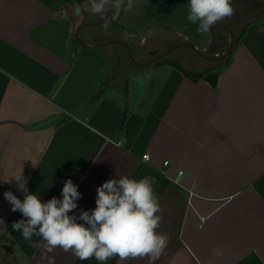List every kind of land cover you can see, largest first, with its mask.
I'll return each mask as SVG.
<instances>
[{
	"label": "crops",
	"instance_id": "obj_1",
	"mask_svg": "<svg viewBox=\"0 0 264 264\" xmlns=\"http://www.w3.org/2000/svg\"><path fill=\"white\" fill-rule=\"evenodd\" d=\"M237 1L244 8L225 26L242 29L240 42L225 60L193 51L217 67L183 70L163 58L149 65L155 86L135 94L139 79L123 70L131 58L110 42L134 45L140 35L123 25L125 11L112 20L109 10L107 29L102 20L78 36V26L99 20L91 0H0V251L8 264H100L60 248L46 253L40 237L29 242L13 230L24 217L11 211L4 192L23 200L15 180L21 174L43 201L62 199L71 179L81 198L70 215L94 209L96 190L108 179L155 177L159 230L168 236L155 264H264V0ZM142 15L167 22L162 30L178 43L203 36L187 19L188 0H148ZM81 44L107 48L97 74L83 69L92 63L87 56L76 60ZM210 72L218 75L215 84Z\"/></svg>",
	"mask_w": 264,
	"mask_h": 264
},
{
	"label": "clouds",
	"instance_id": "obj_2",
	"mask_svg": "<svg viewBox=\"0 0 264 264\" xmlns=\"http://www.w3.org/2000/svg\"><path fill=\"white\" fill-rule=\"evenodd\" d=\"M133 7L134 0H91V13L104 21V29L109 25L105 19L109 10L113 13L111 19L117 20L122 10ZM234 14L232 0H188L187 19L197 25L199 33H208ZM15 180L23 200L11 191L4 192V199L12 205L11 211H19L24 218L14 222L12 228L29 242L33 236L40 237L46 253L60 248L80 261L94 258L100 264L113 258L122 262L147 258L149 264H155L165 253L168 236L159 230L163 216L154 189L155 177L108 179L96 190V207L81 210L79 215L69 214L77 209L81 198L71 179L63 184L62 199L52 197L47 201L29 192L22 174ZM213 251L220 254L217 249ZM49 264H53L51 259Z\"/></svg>",
	"mask_w": 264,
	"mask_h": 264
},
{
	"label": "rangeland",
	"instance_id": "obj_3",
	"mask_svg": "<svg viewBox=\"0 0 264 264\" xmlns=\"http://www.w3.org/2000/svg\"><path fill=\"white\" fill-rule=\"evenodd\" d=\"M148 0H134V7L131 9V11H125L126 14H124L123 19V25L126 27H132L137 30V32H140V35L134 39L135 44L129 45V50L134 56V59L137 62H144L146 60H149L154 55H150L151 52L158 50L159 53L163 52L164 50L168 49L169 47L175 45L178 43V37L175 34H170L167 32V30L164 29L165 26H168L167 22H164L162 20H150L146 19L142 14L144 12V7L147 4ZM232 4L235 8V14L229 18L221 21L222 24L232 27L233 24L230 21L234 20L236 17H238L241 14L242 9L244 8V3H239L237 0H232ZM81 26V25H80ZM76 28V32L78 28ZM159 30H162L161 32H157ZM242 29L237 30L236 29V35H240ZM220 33L222 37L219 36L221 39L218 43L216 40L215 42L213 40L215 33ZM83 32H80V37L76 35V37L79 39V41L83 40ZM142 37H145L144 40H142ZM181 40L184 41V38L182 37ZM201 40V41H200ZM83 42V41H82ZM190 42H192L194 45L198 46V49L206 54H213L210 52L212 49H216L219 54L223 53L226 49H228L230 42H231V35L229 32L220 30L217 26H214L210 29L208 33H203V36L201 38L193 37L190 39ZM208 43V45H207ZM216 44V46L214 45ZM207 45V46H206ZM82 51H79V48L76 50L77 52V61H81L82 57H85V63L86 60L90 59V63L88 67H84L86 73H89L92 71V73H98L100 71L101 64L104 60H106L107 55L105 52L104 47L99 48H90L87 45L81 44ZM93 49V50H89ZM127 50V49H126ZM88 51H96L88 54ZM99 51V52H98ZM97 53V54H95ZM128 53V52H127ZM101 54V55H100ZM91 55V56H88ZM90 57V58H89ZM99 57V60H98ZM148 57V58H147ZM175 60L179 67L185 69H190L189 66H193L197 69H205L209 70L211 68H216L217 64L215 62L205 61L204 59H201L198 55H196L192 49L189 47H180L175 50H173L169 55L164 58L161 63H166L169 59ZM187 60V64L182 61ZM103 60V61H102ZM112 60V62H111ZM109 62L108 67V73L110 72V69L113 65L116 64V59L114 57ZM132 61V60H131ZM134 66H130L133 65ZM85 65V64H84ZM130 69L132 74H134L136 77H138L139 80L136 81V87H133L134 93L137 94L140 92L141 89L144 88V86L151 82V85L153 87L155 86L156 82L158 81L157 72L154 73V68L152 66H138L132 61V64L124 62L123 70L125 72H128ZM196 74V73H192ZM128 82L127 78H122V81L120 82L119 86L123 85L125 86ZM131 84V82H130ZM9 255L6 253L3 254L0 251V264H8L7 257ZM11 256V254H10ZM13 264V263H12Z\"/></svg>",
	"mask_w": 264,
	"mask_h": 264
},
{
	"label": "water",
	"instance_id": "obj_4",
	"mask_svg": "<svg viewBox=\"0 0 264 264\" xmlns=\"http://www.w3.org/2000/svg\"><path fill=\"white\" fill-rule=\"evenodd\" d=\"M102 22V20L99 18V20L95 23L93 22H90V23H86V24H83L81 25L78 30H77V35L79 36V31L83 28V27H86V26H89L91 24H97V23H100ZM215 26L217 27H220V28H224L226 29L227 31H229L231 33V44H230V47L224 51L223 53L221 54H217V55H208L204 52H202L201 50L198 49V47L196 45H194L192 42L188 41V40H184V41H181L171 47H169L168 49L164 50L163 52L161 53H158L156 55H154L152 58H150L149 60L145 61V62H137L135 59H134V56L133 54L131 53V51L129 50V45L123 41V40H112L110 42H117V43H120L122 44L126 49H127V52L131 58V60L137 64L138 66H148L150 64H153V63H156L157 61L165 58L167 55H169L173 50L177 49V48H180V47H189L191 48L194 52H196L198 55H200L201 57H203L204 59H207V60H211V61H223L225 60L234 50L235 48V45H236V41H237V36H236V33L234 30H232L230 27H227L225 26L224 24L218 22ZM216 39H218V36H216ZM84 43H87L85 41H83ZM110 42H106V43H103V45L105 44H108Z\"/></svg>",
	"mask_w": 264,
	"mask_h": 264
},
{
	"label": "trees",
	"instance_id": "obj_5",
	"mask_svg": "<svg viewBox=\"0 0 264 264\" xmlns=\"http://www.w3.org/2000/svg\"><path fill=\"white\" fill-rule=\"evenodd\" d=\"M237 43H239L240 42V36H238L237 37V41H236ZM178 67H179V65H177ZM208 79H209V81L212 83V84H215L216 82H217V79H218V75H217V73H209L208 74Z\"/></svg>",
	"mask_w": 264,
	"mask_h": 264
},
{
	"label": "flooded vegetation",
	"instance_id": "obj_6",
	"mask_svg": "<svg viewBox=\"0 0 264 264\" xmlns=\"http://www.w3.org/2000/svg\"><path fill=\"white\" fill-rule=\"evenodd\" d=\"M220 30H221V29H220ZM225 31H227V30H225ZM227 32H229V31H227ZM229 33H230V32H229ZM230 35H231V33H230ZM214 36H220V37H222V35H220L219 32H218V33H215ZM220 40H221V39H220ZM214 42H215V40H214ZM230 44H231V42H230ZM214 45L216 46V44H214ZM229 47H230V45H229ZM229 47H228V48H229ZM213 50H215V51H214V52H210V53H213V54H218V53H219V52H216V49H212V51H213ZM226 50H227V49H226ZM226 50H225V51H226Z\"/></svg>",
	"mask_w": 264,
	"mask_h": 264
},
{
	"label": "built area",
	"instance_id": "obj_7",
	"mask_svg": "<svg viewBox=\"0 0 264 264\" xmlns=\"http://www.w3.org/2000/svg\"><path fill=\"white\" fill-rule=\"evenodd\" d=\"M144 159L150 160V155L149 154H145L144 155ZM165 164H168V161H165Z\"/></svg>",
	"mask_w": 264,
	"mask_h": 264
}]
</instances>
